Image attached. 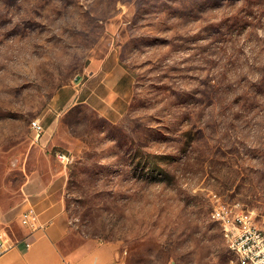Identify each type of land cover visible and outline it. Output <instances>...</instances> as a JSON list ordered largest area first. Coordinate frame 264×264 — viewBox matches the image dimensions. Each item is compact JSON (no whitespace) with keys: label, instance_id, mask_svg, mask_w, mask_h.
Returning <instances> with one entry per match:
<instances>
[{"label":"rangeland","instance_id":"obj_1","mask_svg":"<svg viewBox=\"0 0 264 264\" xmlns=\"http://www.w3.org/2000/svg\"><path fill=\"white\" fill-rule=\"evenodd\" d=\"M107 56L130 83L116 120L73 97ZM32 173L68 261L110 241L122 264H243L212 211L264 227V0H0L2 211Z\"/></svg>","mask_w":264,"mask_h":264},{"label":"crops","instance_id":"obj_2","mask_svg":"<svg viewBox=\"0 0 264 264\" xmlns=\"http://www.w3.org/2000/svg\"><path fill=\"white\" fill-rule=\"evenodd\" d=\"M129 85L123 66L114 56H107L99 68L91 71L87 86L77 88L73 97L85 96L81 103L116 120L121 110L117 100L127 94ZM53 183L35 173L25 183L22 211L29 205L36 208L41 226L36 230L21 225L22 211L15 215L0 208V237L8 246L0 256V264H122L118 245L110 241L99 242L70 261L63 256L59 244L69 232V217ZM25 242L31 245L27 248Z\"/></svg>","mask_w":264,"mask_h":264},{"label":"built area","instance_id":"obj_3","mask_svg":"<svg viewBox=\"0 0 264 264\" xmlns=\"http://www.w3.org/2000/svg\"><path fill=\"white\" fill-rule=\"evenodd\" d=\"M34 142L39 141L45 131L40 119L31 121ZM69 162V157L60 155ZM212 218L220 223L228 247L239 257L243 264H264V227H261L253 212L240 208L237 204L217 202L212 211ZM20 223L30 230L41 227L39 216L33 205L27 206L20 214ZM30 242H25L28 248ZM8 246L0 237V256L5 253Z\"/></svg>","mask_w":264,"mask_h":264},{"label":"water","instance_id":"obj_4","mask_svg":"<svg viewBox=\"0 0 264 264\" xmlns=\"http://www.w3.org/2000/svg\"><path fill=\"white\" fill-rule=\"evenodd\" d=\"M80 77L77 78V80L79 79Z\"/></svg>","mask_w":264,"mask_h":264}]
</instances>
